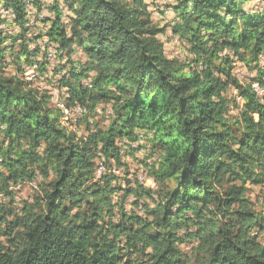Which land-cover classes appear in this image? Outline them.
Segmentation results:
<instances>
[{"label": "trees", "instance_id": "16d2710c", "mask_svg": "<svg viewBox=\"0 0 264 264\" xmlns=\"http://www.w3.org/2000/svg\"><path fill=\"white\" fill-rule=\"evenodd\" d=\"M2 1L22 32L0 27V264H264V0H178L187 60L166 54L146 0H65L69 24L55 0L49 39L86 54L58 84L66 107L84 109L83 136L52 92L20 77L39 51L16 47L30 30L25 0ZM236 62L256 77L237 78ZM140 150L155 189L125 177ZM39 175L17 208L11 187Z\"/></svg>", "mask_w": 264, "mask_h": 264}, {"label": "rangeland", "instance_id": "374dc122", "mask_svg": "<svg viewBox=\"0 0 264 264\" xmlns=\"http://www.w3.org/2000/svg\"><path fill=\"white\" fill-rule=\"evenodd\" d=\"M35 0H33L32 8L27 13L25 24L26 26L30 27L29 32L25 34V39H20L17 41V46H21L23 43L27 42L29 48L37 49L38 55L34 58V64L32 66H24L25 70L22 74H19L25 80L27 87H33L35 89H40L41 91H55L59 96V79L64 75H66L69 71H77L82 63L86 60V54L80 49H77V52L74 53L71 57L67 56L66 53L59 50L58 45L55 42L51 41L48 37V31L51 27L52 21L56 17V10L52 8L54 5L55 0H41V10L39 11L37 6L35 5ZM59 9H62L63 15V23L69 24L71 12L65 0H57ZM149 4V9L152 13V19L155 24L159 25L160 27H166L167 31L165 34L160 35L161 40L164 43L165 52L166 54L173 58L178 57L183 60L193 58V53H191L190 45L179 39V36L173 32V21L177 19V15L174 11V7L178 5V0H146ZM0 17L4 20L0 22V27L7 33L10 34H19L22 32V26L19 24L14 15V19L11 20L13 17L10 16L9 18V11H5L2 7V0H0ZM262 0H252L248 6L249 7H257L261 6ZM36 8V9H35ZM12 11V10H11ZM24 36V37H25ZM27 40V41H26ZM50 40V41H49ZM55 43V44H54ZM57 46V47H55ZM50 52V53H49ZM57 52V53H56ZM58 54V55H57ZM55 55V56H54ZM264 63V62H263ZM22 66V68H24ZM234 74L243 81H252L254 77H256V70L251 69L250 67H246L243 63L236 62L234 66ZM43 69V70H41ZM7 75H17L18 68L15 65H9L6 68ZM34 74V76H33ZM36 75V76H35ZM86 84H90L91 81L86 79L84 80ZM257 83H253L256 85ZM233 95H236V91H232ZM60 98V96H59ZM53 103V100L51 101ZM240 106H239V105ZM244 104V100L240 97L237 98V107L236 109L232 110L233 114H238L240 109ZM109 103H102L100 104L101 109L108 108L106 114L110 111ZM101 117L105 120L104 123H107V120L104 117V114ZM64 116L62 117V119ZM64 122V120H61ZM71 130L76 131L78 126L72 124L71 122L66 123ZM78 135L83 136L85 133V126L77 130ZM143 150L137 151L135 156H126L124 161L128 163V173L125 175L119 169L116 170V173L119 175L128 176L130 179L137 176L139 182H142L145 187L155 189L154 180L150 177L148 172V167L146 165L150 164V159L147 154H144ZM145 160V162H143ZM99 161V160H98ZM104 166V165H103ZM115 168H113L114 170ZM99 170V169H98ZM112 170V171H113ZM127 172V171H126ZM125 172V173H126ZM141 174H146L144 180L141 181L139 176ZM97 177L98 171H97ZM123 177V176H122ZM42 179L41 175L38 176L36 181H24L18 184L17 186H12L16 192V201L14 204L17 208H20L21 205L25 201H31L32 196L39 190L38 184ZM123 185L125 181L122 182ZM253 197H258V191H254ZM118 197L115 196L114 200L118 201ZM134 197L130 196L128 201L125 204V207L129 210L132 208V201ZM8 204V200L6 201ZM140 214L143 215V211L139 210ZM196 244V243H193ZM192 244V245H193ZM184 244L183 248L186 250L188 255L191 253V246ZM188 264H198L196 259L193 257L190 258Z\"/></svg>", "mask_w": 264, "mask_h": 264}, {"label": "built area", "instance_id": "2783aa9c", "mask_svg": "<svg viewBox=\"0 0 264 264\" xmlns=\"http://www.w3.org/2000/svg\"><path fill=\"white\" fill-rule=\"evenodd\" d=\"M2 7H3V3H2ZM32 6H25V10L26 12H29L31 10ZM14 15L13 11L9 12V18L10 16ZM34 76V74H33ZM36 76V75H35ZM58 91V89H56ZM255 90H256V85H255ZM52 99H58V102H62L58 96V94L55 91H52ZM84 112V109L81 106H74L72 108H68L66 110H64V114H67V121L71 122L72 124L76 123L77 118H79V116ZM98 175H101V173L106 170L105 167L103 166V164L101 163L100 167L98 168ZM114 172H116V169L113 170ZM146 176V174H141L139 176L140 180H144V177ZM155 187H156V183H155Z\"/></svg>", "mask_w": 264, "mask_h": 264}, {"label": "bare ground", "instance_id": "6f19581e", "mask_svg": "<svg viewBox=\"0 0 264 264\" xmlns=\"http://www.w3.org/2000/svg\"><path fill=\"white\" fill-rule=\"evenodd\" d=\"M1 3V2H0ZM2 3H3V1H2ZM32 3H33V0H25V4H26V6H31L32 5ZM32 6H34V5H32ZM36 9V8H35ZM11 11V10H10ZM12 19L11 20H13L14 19V15H12ZM27 17H29V16H27ZM50 41V40H49ZM55 44V43H54ZM55 47H57V46H55ZM50 53V52H49ZM57 53V52H56ZM58 55V54H57ZM55 56V55H54ZM256 89H259L258 88V86H256ZM53 100V104L56 106V107H58V108H60L61 109V111L64 113V110H66L67 109V107H66V105L63 103V102H58V99H52ZM64 121H67V114H64ZM141 181H143V180H141Z\"/></svg>", "mask_w": 264, "mask_h": 264}]
</instances>
